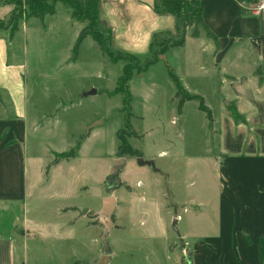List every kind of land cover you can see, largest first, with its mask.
Wrapping results in <instances>:
<instances>
[{"label":"rangeland","instance_id":"rangeland-1","mask_svg":"<svg viewBox=\"0 0 264 264\" xmlns=\"http://www.w3.org/2000/svg\"><path fill=\"white\" fill-rule=\"evenodd\" d=\"M20 1L24 10L26 1ZM64 1L47 0L54 2L56 15L29 18L27 30L16 35V60L22 72L14 83L15 98L11 89L0 92V104L11 102L13 109L17 104L12 111L24 117L13 126L21 144L4 160L0 154V161L9 177L10 172H18L21 154L28 179L17 190L0 184V235L7 234V225L16 235L23 233L16 242L21 264H75L76 257V264H95L103 253V229L93 212L112 195L118 204L106 238L108 264H191V256H185L191 244L198 249L200 264L222 262L195 245L198 237L217 230L220 135L211 131L197 101L186 102L178 111L175 85L168 75L171 68L186 77L183 87L186 83L189 91H202L205 105L219 119L224 98L220 83L212 90L211 80H203L208 66L198 70L188 63L190 57L199 56L197 65L207 64L206 49L193 43L165 57L174 48L168 47L161 54L165 61L159 55L157 63L134 71L128 82L130 108L123 110V94L114 90L125 62H112L90 36L73 59V46L86 22L74 19ZM7 22L8 18L2 21L4 28ZM196 29L203 31L200 25ZM178 35L159 36L154 48L170 45ZM150 58L129 63L143 66ZM126 119L133 132L126 135L127 142L151 165L124 156L121 185L111 188L106 179L119 158L117 132L125 128ZM99 120L86 135L87 127ZM76 207L87 208L88 213L79 215ZM174 219L178 232L172 227Z\"/></svg>","mask_w":264,"mask_h":264},{"label":"crops","instance_id":"crops-1","mask_svg":"<svg viewBox=\"0 0 264 264\" xmlns=\"http://www.w3.org/2000/svg\"><path fill=\"white\" fill-rule=\"evenodd\" d=\"M3 1L0 0V21L6 20L13 10L12 4ZM200 2L202 21L216 37V42L202 31L197 37L187 35L182 47L172 48L165 55L172 53L173 49H186L193 43L200 45L202 51L206 49L207 64L199 67V56L190 57L188 63L198 70L208 66L203 80H211L207 84L212 90L219 82L224 96L219 119L214 116L211 106L206 105L212 113L211 131L220 135V158L216 170L217 230L205 238L198 237L195 245L207 249L213 259L216 255L221 257L223 261L217 264H264V12H254L250 10L252 6L244 10L238 0ZM98 13L100 26L111 30L112 50L140 58L149 55L154 35L178 34L176 18L168 12L155 11L154 0H98ZM70 20L67 18L68 23ZM27 21L19 24L12 37L9 30H0V92L5 94V89H11L12 99L15 98L14 83L22 72V66H18L16 60L14 43L16 35L27 30ZM181 60L185 63L187 58ZM176 76L180 82L186 78ZM212 78L216 79L215 83ZM186 87L185 83L184 88L191 94L200 95L205 103L202 91H189ZM5 103L0 104V154L3 160L21 144L13 133V126L24 118L23 113L12 111L11 102L10 105ZM229 105L238 111L239 121L235 122L230 116ZM13 110L16 112L17 104ZM8 111L12 113L8 114ZM23 162L19 154L18 172H10L7 177L8 168L3 165L4 161H0L2 186L17 190L28 181L24 177ZM117 204L118 201L115 208ZM24 231L37 236L32 230ZM15 232L11 225H7V234L0 235V264H21L16 257V242L23 233L18 232V236ZM193 246L191 244V250L188 249L191 264H200L196 258L198 249ZM74 262H79L77 257Z\"/></svg>","mask_w":264,"mask_h":264},{"label":"trees","instance_id":"trees-1","mask_svg":"<svg viewBox=\"0 0 264 264\" xmlns=\"http://www.w3.org/2000/svg\"><path fill=\"white\" fill-rule=\"evenodd\" d=\"M26 6L24 10H21L20 0H4L5 3H10L13 5V10L11 11L7 24L8 27L4 28L2 21H0V30H9V36L12 37L13 34L18 30L20 21H26L29 18H43L47 15H53L55 13L54 2L48 3L47 0H25ZM242 5L243 9L253 6L258 2V0H238ZM71 8V16L81 22H86V25L79 32L76 43L73 46V59L76 57L78 48L82 41L90 36L93 41H95L100 47L103 55L107 56L112 62L124 61L125 64L122 69V74L117 80V86L114 93L123 94V110H129L130 108V98L131 94L128 90V82L130 81L133 73H140L158 61V57L161 54H165L168 47H182L186 36L189 34L191 37H197L199 32L196 29L197 25H200L204 31L207 38L214 40L216 42V37L208 30L202 21V4L200 0H154V10L157 12H168L172 14L177 21V33L179 37L172 40L170 45H161V48L157 50L155 44L159 36L169 35L170 33H159L153 36L150 43L149 55L150 58L145 65L140 66L136 64L131 66L129 61L135 60L139 61L140 57L114 51L111 48V30L102 28L100 26V19L98 13V0H65L64 1ZM188 29L191 31L188 33ZM188 33V34H187ZM158 47V46H156ZM135 71V72H134ZM168 75L175 85L174 98L178 101V111L180 112L182 106L188 101H197L198 108L205 113L206 118L209 122L212 120V113L210 109L205 105L203 98L197 94L189 93L181 84L179 78L172 72L171 69L168 71ZM227 110L232 117V119L237 122L241 119V116L237 112L233 105L227 106ZM129 116V114H128ZM131 125L129 119L125 121V128L118 130L117 140L118 145L116 149L117 157L132 156L141 157V153L133 149L127 142L126 135L133 133L130 131ZM87 135V134H86ZM74 151V150H73ZM74 153L65 156L68 158ZM55 164L58 160L53 161ZM128 188V187H127ZM112 222L114 223V214L111 216ZM190 255V253H189Z\"/></svg>","mask_w":264,"mask_h":264},{"label":"water","instance_id":"water-1","mask_svg":"<svg viewBox=\"0 0 264 264\" xmlns=\"http://www.w3.org/2000/svg\"><path fill=\"white\" fill-rule=\"evenodd\" d=\"M161 60L165 61V57L161 55L159 57ZM95 90H92L90 94H94ZM101 121H95L92 124H90L87 129H86V134L89 133V131L100 124ZM137 162L139 165H151L150 161H144L141 157H137ZM126 160L124 157H119L114 160L113 167L111 169L110 175L106 179V184L108 187L111 188H118L121 185V181L119 179V172L122 170L125 166ZM115 205H116V198L112 195L106 196L102 199V204L101 207L93 212V216L97 217V223L102 226V234H101V239L103 243V253L102 256L97 260L95 259L92 263L95 264H108L109 261V255H108V250H107V242L106 238L108 234L110 233L112 227H113V222L111 216L114 213L115 210ZM80 215H85L88 213V209L84 207H76ZM177 219L173 220L172 227L175 232H178L177 228ZM187 258L189 257V250L186 251Z\"/></svg>","mask_w":264,"mask_h":264},{"label":"built area","instance_id":"built-area-1","mask_svg":"<svg viewBox=\"0 0 264 264\" xmlns=\"http://www.w3.org/2000/svg\"><path fill=\"white\" fill-rule=\"evenodd\" d=\"M250 10L257 13H259L260 11L264 12V0H259V2L252 6Z\"/></svg>","mask_w":264,"mask_h":264},{"label":"flooded vegetation","instance_id":"flooded-vegetation-1","mask_svg":"<svg viewBox=\"0 0 264 264\" xmlns=\"http://www.w3.org/2000/svg\"><path fill=\"white\" fill-rule=\"evenodd\" d=\"M108 188V187H107Z\"/></svg>","mask_w":264,"mask_h":264}]
</instances>
